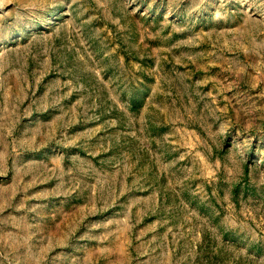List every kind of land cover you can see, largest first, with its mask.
<instances>
[{
    "label": "rangeland",
    "instance_id": "374dc122",
    "mask_svg": "<svg viewBox=\"0 0 264 264\" xmlns=\"http://www.w3.org/2000/svg\"><path fill=\"white\" fill-rule=\"evenodd\" d=\"M0 264H264V0H0Z\"/></svg>",
    "mask_w": 264,
    "mask_h": 264
}]
</instances>
